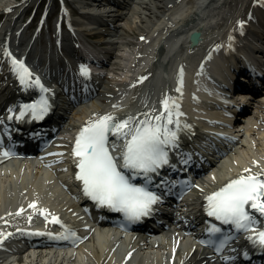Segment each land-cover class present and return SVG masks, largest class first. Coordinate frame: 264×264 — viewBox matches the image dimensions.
<instances>
[{
	"label": "bare ground",
	"instance_id": "1",
	"mask_svg": "<svg viewBox=\"0 0 264 264\" xmlns=\"http://www.w3.org/2000/svg\"><path fill=\"white\" fill-rule=\"evenodd\" d=\"M32 1L0 0V12L5 14L0 21V131L8 134L9 128L14 127L11 123L14 116L12 111L15 113L18 109L17 107L11 109L14 95H20L17 99H25L24 103L27 104L33 103L34 98H24L26 92L42 91L40 88L20 83L13 60L29 63L27 69L32 74L29 83L31 80L39 79L43 89L47 90L42 91V96L47 101L48 111L51 110L56 115L55 122L57 117H60V122L61 118H65V121L60 125L59 132L52 134L49 142H45L48 144L41 149L39 162L14 159L6 161L0 152V232L4 234L12 232L15 235L23 230L32 229L31 234L34 236L30 245L32 249L48 246L46 240H53L57 243L53 244L55 246L63 244L61 239L57 242V235L51 236V232L57 233L55 226L61 222L65 227L62 228L63 238H67V230L72 227L69 220L73 221V226H76L74 229H79L80 234L71 232L72 245L61 250L63 253L58 251L49 254V251L56 250L48 248L47 252L32 251L22 260L14 259L8 263L217 264L214 263L216 257L204 251L196 237V231L191 234L196 238L185 237L181 233L182 230L184 231L182 227L190 220L198 224V218L204 217L202 213L208 202L206 197L232 180L242 175L245 177L258 175L264 179V140L259 137L256 144H252L250 140L259 117L254 119L252 126L246 131L247 135H243L238 143L222 146L227 147L228 152L216 162L208 159V165L204 163L198 165L193 163L192 154H196V147L206 151L201 146L208 142V136L211 133L218 134V131H228L227 125H231L235 118L233 107H229V110L223 107L225 103L230 102L229 99L217 93L218 90L213 88V84L217 83L221 89L225 82L230 86L237 82L241 85L240 90L245 88L254 90L255 85L264 77L262 75L264 74V31L258 29L264 27V0H246L245 7L239 15L221 14L222 16L215 10L219 6L215 0H188L184 10L183 8L171 10L178 0H77L78 5H75V10L72 11L67 9L70 5L73 6L72 3L64 1L65 8H62L64 12L58 11L54 25L57 42L52 45L54 50L49 51L46 47L45 52L37 48L36 37L23 36L25 27L30 21L25 27L23 24H18L21 16L25 17L27 11L32 8ZM235 4L239 3L235 1ZM76 10L77 16L74 15ZM170 10L167 15L166 12ZM214 16H219L214 25L209 26L204 23V19ZM47 19L45 14L42 22H46ZM119 20L125 21L124 29L137 34L140 41L139 52L132 64L134 67L129 80L128 74L126 79L117 83H112L109 79H101L102 76L98 74L82 75V66L91 69L92 64L105 61V52H108L105 51L106 47L116 45L117 42L110 39L112 31H116V27L111 24ZM217 28L222 30L215 34L213 29ZM83 38L90 40L88 46L79 44ZM179 39L182 41H178ZM256 40L258 42H255ZM185 48L190 54L182 61L178 52ZM166 53L169 54L167 57ZM146 57L147 64L141 66ZM178 62H183L180 63L179 71L178 69L176 71L178 78L181 77L179 90L171 89L157 95L151 86V82L156 81L153 76L156 73L154 71L172 63L175 67ZM204 64L207 67L201 69ZM208 67L211 70L209 72H207ZM214 69L218 71L213 72ZM46 74L48 77L57 76L58 78H55L57 81L66 77L67 82L79 84L87 82L89 87L86 86L84 90L72 87L69 90L70 96H66L65 92L53 89L58 88L57 81L53 83L44 80ZM96 81L105 87L102 91L96 90L97 92L94 93L95 85L91 83ZM176 81L179 80L174 79V84ZM157 84L165 87L162 82ZM115 86L116 88H112ZM98 93L102 97L101 101L96 102L95 96ZM243 94L248 93L244 91ZM88 95L92 96L88 99L83 98ZM133 96L134 99L131 100ZM261 96L264 97V93ZM82 98L84 100H80ZM165 98H168L170 105L173 106V111L181 114L173 116L174 121L179 120V127L175 123L168 125L177 132V140L175 146L166 148L169 163L156 172L149 173V181L163 178L169 167H173L170 160H174L175 157L188 158L192 162V167L198 172V176L188 190L181 193L180 198L176 200L174 213L170 218L173 225L177 224L175 228L171 229L170 225L164 224L162 227L165 234L157 238L142 236L116 239L115 233L112 232L116 230L103 231L98 226L87 224L85 216L69 199L70 194L77 200L69 183L78 168V157L72 155L76 138L83 127L102 116L110 115L116 122L132 118L134 125L151 119L161 113L163 110L161 101ZM211 98L213 100L216 98L219 102H214ZM78 100L80 102L74 106L72 118L67 120L70 116H66L64 111L59 112L58 109L68 112L71 107L69 105ZM8 101L10 103H6ZM4 103H6L5 109L2 108ZM130 107L135 110H131ZM223 112H227L228 116H224L226 113ZM221 120H225L226 123L217 125L215 121ZM252 120L251 117L242 124L250 123ZM152 122L155 123L154 120ZM197 127L199 131H196ZM56 129H58L57 124L51 129L47 126L43 129L39 127L37 132L28 133L23 139H26L30 146L37 148L39 143L44 144L42 143L44 135L49 130L53 132ZM60 132L66 135L70 133V136L67 139H58L56 134ZM237 135L239 134H235ZM124 142V140L117 141L115 136H109V144H117V151L114 152L116 156L119 155ZM243 146H245L244 151L241 150ZM246 169L248 171H245ZM20 171L25 172L22 173L24 182L18 190L20 194L16 193L18 189L16 185L3 189L2 175L9 177L10 181L16 184L14 178L21 173ZM249 212L255 220L251 227L264 224V215L252 209H249ZM85 213L88 215V212ZM162 217L165 218L164 215ZM54 219L59 222H53ZM111 226L112 223L105 222V228ZM251 227L248 232L233 228L230 233L235 235L228 240L226 246L230 245L228 250L239 260V264H264V251L257 254L246 248V245L253 241L249 237L254 238L250 233ZM156 229L160 231V225ZM135 230L133 229L132 234H136ZM70 231L71 229L69 233ZM240 249L244 252L243 255L237 254ZM232 263L229 261L227 264Z\"/></svg>",
	"mask_w": 264,
	"mask_h": 264
},
{
	"label": "snow or ice",
	"instance_id": "2",
	"mask_svg": "<svg viewBox=\"0 0 264 264\" xmlns=\"http://www.w3.org/2000/svg\"><path fill=\"white\" fill-rule=\"evenodd\" d=\"M12 63L22 85L47 91L43 89L39 79L29 83L32 74L23 62L13 60ZM81 74H88L83 66ZM161 105L163 110L159 115L135 125L132 118L116 122L112 116L106 115L89 122L79 132L72 153L78 157L79 172L76 179L82 181L84 194L99 206L123 212L129 219H139L147 215L150 206L157 202L155 195L143 187L131 184L120 169L129 170L134 175H143L146 180H150L149 173L168 164L166 148L175 146L177 140V132L168 125L175 123L179 127V120L174 121L173 116L181 114L173 111L168 98L162 100ZM47 111V101L41 98L38 102L22 105L16 119H21L26 112L31 113L33 119H42ZM11 118L10 116L9 119ZM109 136H115L117 141H125L118 156L112 154L117 151L116 143L111 145L110 150ZM117 161H120L119 165ZM206 199L208 216L222 224L234 225L237 230H249L255 220L246 210V206L264 215V179L258 175H242ZM53 222L59 221L54 219ZM209 231L215 233L220 229L212 227ZM255 240L264 246V231L259 232Z\"/></svg>",
	"mask_w": 264,
	"mask_h": 264
},
{
	"label": "rangeland",
	"instance_id": "3",
	"mask_svg": "<svg viewBox=\"0 0 264 264\" xmlns=\"http://www.w3.org/2000/svg\"><path fill=\"white\" fill-rule=\"evenodd\" d=\"M71 2L73 6L68 7V11H72L75 10L74 6L78 5V1L77 0H33L32 1V8H30L27 11L26 16H21L20 20L18 21V24H23L24 27L25 25L28 23V21H30L29 25L25 27L23 36L24 38H31V37H36L37 39V48L40 49L41 51L43 50L45 52L46 47L49 48L50 50H54V38H53V28L55 27L54 25H56V18L58 17V13L61 12L63 13L64 10H62V8H65L63 6V2ZM137 1V0H136ZM188 0H178L175 3V6L172 7L171 10H175L176 8H180L182 10L185 9L184 5H186V2ZM216 4L219 6L215 8L216 12H218L219 15H229V14H233V15H239L240 12L244 9L245 7V2L246 0H215ZM235 1H237V3H239L238 5L235 4ZM234 3V4H232ZM36 10V12H35ZM171 10L169 12H166L167 15L171 12ZM214 10V11H215ZM59 11V12H58ZM77 10L74 11V15L77 16ZM47 15L48 19L45 22H42L43 16ZM221 15V16H222ZM5 14L0 12V21L2 20V18H4ZM32 17H34V19H32ZM219 18V16H214V17H207L206 19H204V23H206L207 25L211 26L214 25V23L217 21V19ZM111 26H115L116 27V31H112V35H110V39L115 40L117 43L115 46H110L108 45L105 49V55H106V59L105 61H99L98 63L92 64V68L94 69V71H100L102 72V77L101 79H109L112 83H117L121 80H124L127 78L128 76V80H129V76L132 73V68L134 67L132 64L133 62H135L138 52H139V45H140V41L137 38V34H134L130 31H126L124 29L125 26V21H117L115 24H111ZM258 29H262V31H264V27H260ZM215 34H217L219 32V30L221 31L222 29H213ZM62 33H64L62 31ZM184 38V37H183ZM257 38V37H256ZM88 42L90 43V40H86V39H81L79 44H85L88 46ZM255 42H258L257 40ZM261 42V39H260ZM251 45V42H250ZM53 48V49H51ZM149 50V48L147 49ZM156 50V49H155ZM38 51V50H37ZM184 57L186 58V55L190 54L189 51H186V48L183 49L181 52H178V55L184 54ZM147 57L144 58V62L141 64V66L147 64ZM143 61V58L141 60V62ZM172 64L167 65L166 67H163V73L161 74L162 76H168L169 74V70L171 68ZM118 66V67H117ZM169 66V67H168ZM128 74V75H127ZM127 75V76H126ZM163 81V78H162ZM112 88H116L112 87ZM71 106L70 108L73 107V105H69ZM64 111V110H61ZM66 112V111H65ZM69 113V111L67 112ZM72 115V113L70 114ZM73 116V115H72ZM220 118V117H218ZM264 123H261L259 125H257V127L254 130V134L253 136L250 138L252 144H254L256 142V140H259L258 138L262 137V140H264ZM72 133V132H71ZM62 136V137H61ZM67 136V137H64ZM68 136H70V133L68 135H66L65 133H58L57 134V138L60 139H67ZM251 144V145H252ZM256 144V143H255ZM241 148V147H240ZM242 151L245 150V146H243L241 148ZM243 154H246L245 152H243ZM246 158V156H245ZM262 157H259V159ZM38 169V168H36ZM21 172V171H20ZM25 173L24 171L21 173H18L15 176V181L16 184H14L13 182L10 181L9 177H6L5 175L3 176L2 182L3 183V189L5 187H12L13 185H16L18 187L17 189V194H20V187H22L23 184V174ZM2 189V192H3ZM73 201H75V199H73ZM6 202V201H5ZM76 202V201H75ZM3 211V210H2ZM4 219V218H3ZM77 253V252H76Z\"/></svg>",
	"mask_w": 264,
	"mask_h": 264
}]
</instances>
